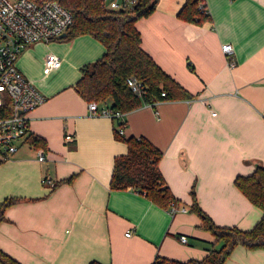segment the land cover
I'll list each match as a JSON object with an SVG mask.
<instances>
[{
	"label": "crops",
	"instance_id": "1",
	"mask_svg": "<svg viewBox=\"0 0 264 264\" xmlns=\"http://www.w3.org/2000/svg\"><path fill=\"white\" fill-rule=\"evenodd\" d=\"M184 3L158 0L136 26L143 49L188 95L125 112L123 134L163 151L164 180L180 205L188 203L174 215L144 193L110 187L127 143L115 136L116 120L91 114L74 86L82 67L103 56V43L81 34L30 44L19 55L18 68L47 97L29 113L30 135L43 138L46 160L29 139L0 162V205L13 201L0 221V248L22 264L202 259L221 241L190 210L192 191L218 225L247 230L260 219L235 178L264 165V0H204L210 19L202 22L179 17ZM226 42L233 55L222 50ZM48 52L62 63L46 74ZM225 263L264 264V248L238 244Z\"/></svg>",
	"mask_w": 264,
	"mask_h": 264
},
{
	"label": "trees",
	"instance_id": "2",
	"mask_svg": "<svg viewBox=\"0 0 264 264\" xmlns=\"http://www.w3.org/2000/svg\"><path fill=\"white\" fill-rule=\"evenodd\" d=\"M40 1V0H37ZM74 16L68 27L66 40L81 34H90L103 43L106 48L101 58L82 67V74L75 83L77 92L87 101L99 103L111 101L112 109L120 112L131 111L142 104H153L157 100L187 97L188 91L166 72L142 46L141 34L136 22L150 15L158 0H139L130 11L113 10L104 5V0H58ZM204 0H185L179 17L188 21L202 22L210 19L209 10L202 13L199 4ZM142 82L143 92L137 95L130 86V80ZM165 92V95H162ZM116 138L127 143V152L114 159L110 181L111 189H126L144 193L151 201L169 208L172 194L159 168L163 151L144 136L125 138L115 128ZM36 147H45L41 136H29L28 140ZM74 176L62 179L71 182ZM45 179H47L45 177ZM58 183H56L57 185ZM236 186L257 207L262 210L260 219L251 229L238 226H222L196 202L192 191L193 203L190 210L201 218L200 226L209 230L221 246L208 248L202 259L186 261L157 256L152 264H226V260L236 245L242 244L251 249L264 248V165H258L249 174L235 178ZM55 185V186H56ZM13 201L5 200L0 205V221L4 210ZM214 242L212 243V245ZM1 264H22L0 248ZM89 264H102L92 260Z\"/></svg>",
	"mask_w": 264,
	"mask_h": 264
},
{
	"label": "built area",
	"instance_id": "3",
	"mask_svg": "<svg viewBox=\"0 0 264 264\" xmlns=\"http://www.w3.org/2000/svg\"><path fill=\"white\" fill-rule=\"evenodd\" d=\"M138 1L104 0V5L113 10L130 11ZM199 9L202 13L208 12L204 1L199 4ZM73 22V14L58 0H0V162L15 154L19 146L28 140L29 113L47 100L34 81L18 68L19 55L32 43L56 39ZM222 50L228 56L233 55V44L223 43ZM61 63L59 55L47 53L44 72L49 73ZM130 86L137 95L142 94L140 80L132 78ZM88 106L91 114L106 115L116 120L119 134H124L125 112L114 110L109 105L100 106L97 101H89ZM66 137L69 139L71 135ZM36 155L38 160L45 161V148H36ZM168 210L174 215L188 208L172 200ZM180 238L187 241L186 236Z\"/></svg>",
	"mask_w": 264,
	"mask_h": 264
},
{
	"label": "rangeland",
	"instance_id": "4",
	"mask_svg": "<svg viewBox=\"0 0 264 264\" xmlns=\"http://www.w3.org/2000/svg\"><path fill=\"white\" fill-rule=\"evenodd\" d=\"M32 44H34V43H32ZM40 51H42L41 49H40ZM46 51V49L44 50V52ZM47 51H49V50H47ZM46 51V52H47ZM49 53V52H48ZM102 105H110L111 104V101L110 100H107L106 102H102L101 103ZM184 205H188V203L186 202ZM191 241H190V244H193V242L196 240V239H194V238H191L190 239ZM221 246V244L218 246V248Z\"/></svg>",
	"mask_w": 264,
	"mask_h": 264
},
{
	"label": "water",
	"instance_id": "5",
	"mask_svg": "<svg viewBox=\"0 0 264 264\" xmlns=\"http://www.w3.org/2000/svg\"><path fill=\"white\" fill-rule=\"evenodd\" d=\"M67 35L66 32L62 33L59 37H65Z\"/></svg>",
	"mask_w": 264,
	"mask_h": 264
}]
</instances>
